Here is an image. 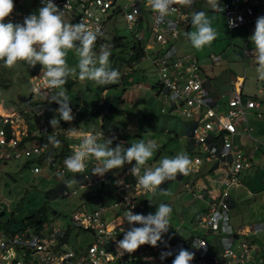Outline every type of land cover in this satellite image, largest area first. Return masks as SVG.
<instances>
[{
  "label": "built area",
  "instance_id": "built-area-1",
  "mask_svg": "<svg viewBox=\"0 0 264 264\" xmlns=\"http://www.w3.org/2000/svg\"><path fill=\"white\" fill-rule=\"evenodd\" d=\"M53 2L62 9L66 22L83 21L91 30L99 29L101 33L99 37L106 33L109 22L118 19H122L131 30L134 48L129 50V55L135 49H139L140 58L151 59L158 78L154 89L155 96L159 97L162 103L171 104L169 111L176 109L188 119L189 135L192 140V150L188 156L191 161L190 168L199 169L210 162L214 170L219 171L217 180L219 186L204 187L195 193L199 197H207L209 203L207 214L199 217L196 222L202 227L214 230L220 237L222 247L218 252L210 251L206 239L192 235L186 240H178L166 246L159 243L155 247L145 244L140 246L134 255L127 253L120 255L118 241L123 239L124 231L127 229L119 216L114 217L118 221L109 222L105 211L118 206L135 214L142 207L140 197L145 191L137 189L136 178L129 173L133 166L130 165L124 167L114 177L115 198L110 205L102 204L92 210L81 209L73 212L71 219L73 226L90 233L92 236L90 242L70 244V227H61L54 224L53 220L42 219L40 212L39 216L24 220L19 230L10 232L4 228L0 231V264H172L173 256L181 248L195 254L190 264H264V255L253 254L252 242L239 240L238 248L234 247L236 236L232 234L228 222L230 208L228 188L240 185L241 171L252 165L248 156L232 142L231 135L237 132L240 125L244 130L249 129L247 123L244 124L246 111L258 107L260 103L252 97L243 99L238 89L227 97V109L219 110L218 103L208 91L209 79L202 74L196 57L190 53L178 54L172 45L178 36L179 24L188 19V13L184 10L186 6H176V11L161 22L157 13L148 6L147 0H53ZM14 4V11L6 18V23H23L25 17L37 12V4L43 6L44 0H31L26 6L22 0H14ZM221 6L229 28L242 25L250 27L254 23L256 8L264 7V0H223ZM148 21L149 29L148 25L147 29H144L143 23ZM230 21L234 24L230 25ZM144 30L149 32L146 39ZM210 57L213 60L219 58L215 53H211ZM30 82L33 94L52 90L47 78L40 72L34 73ZM5 102L6 99H0V103ZM78 111L77 107L73 108V115ZM161 111H164V108H161ZM31 113L34 114L36 123L31 135L61 134L66 142L65 146L62 147L60 143L53 149L45 143L25 146L21 141L23 135L30 134L28 130L20 129L16 124L18 120L8 115L7 109L0 112L3 123L0 126V158L25 157L32 162L33 172H41L43 166H47L53 168L56 175L69 173L64 160L73 154V150L80 143L79 140L69 138V128L82 138L90 136L98 138L102 134L101 131L92 134L90 131L82 130L76 121L66 125L60 124L53 129L49 121L57 115L49 112L48 103L42 102V97L32 104ZM73 122L76 123L75 127H71ZM7 123L10 126L9 130L5 127ZM105 137L107 139L109 136ZM113 141L127 147L125 139L121 137L114 136ZM85 163V173L75 174L81 187L90 184L91 181H103L110 174L107 172L103 177L93 175L91 171L97 161L88 159ZM216 191L219 194L212 196ZM62 193H69L66 183L62 187ZM76 238L80 239L81 235L76 234ZM167 252H172V255L161 259L162 253Z\"/></svg>",
  "mask_w": 264,
  "mask_h": 264
},
{
  "label": "rangeland",
  "instance_id": "rangeland-1",
  "mask_svg": "<svg viewBox=\"0 0 264 264\" xmlns=\"http://www.w3.org/2000/svg\"><path fill=\"white\" fill-rule=\"evenodd\" d=\"M199 11H204L212 20V26L218 33L217 38L210 45L197 50L185 35L194 30L191 23L188 26L179 24V36L175 42L178 49L176 53L196 54L205 72L210 76H213L214 66L218 71L219 64L229 67L234 73L241 72L244 75L243 93L257 94L262 103L259 110L261 115L246 114L250 130L248 133L242 131L238 134L237 139H234L237 143H234L253 161L258 162L262 158L261 161L264 162V80L258 78L257 64L253 54L244 52V49L254 46L250 40V43H247V40L255 28L250 31L246 26L228 29L224 14L220 9L213 10L209 0L199 2L198 7L193 8V13ZM145 32L146 39L149 32L147 30ZM115 36L122 38L119 46H114L112 43V38ZM101 38L102 43L96 45L94 50L98 53L101 45L109 48L111 52L109 65L118 70V82L98 86L92 81H82L78 77L77 69L76 73L69 77L72 80L70 86L66 84L63 86L71 100V108L79 109L78 113L73 115L72 121L76 120L81 128L90 130L92 134L101 131L102 134L97 138L101 143L106 140V135L111 138L115 136L125 139L127 147L140 140H154L159 148L145 167L158 166L162 158H171L178 153L189 156L187 118L176 109L169 113L171 104L162 103V100L155 96L154 85L158 78L151 59L136 60L130 57L129 50L134 41L131 30L127 28L123 20L118 19L107 24V31ZM229 43H232L230 49L224 51ZM210 52L220 53L221 59L212 61ZM67 63L70 67L76 68L78 56L75 50L69 51ZM41 67L39 64L32 67L24 62H18L9 69L3 66V62L0 63V99L5 100V97H10L12 102L14 98L19 111L26 115L27 121L33 127L35 119L31 112H29L31 116L24 113L29 109V102H37L41 97L42 102H45L54 91L52 89L42 94L32 93L31 77L34 73H41ZM258 88H262L263 91L258 92ZM223 106L220 105L221 110ZM161 108H164V111H161ZM1 110L5 112V108ZM76 123L73 122L71 127H75ZM251 153L255 154L251 155ZM25 160V157L0 159V231L4 228H8L9 231L19 230L24 220L39 216L40 212L42 217L43 211L54 224L70 227V244L79 242L86 244L92 240L90 233L73 226L71 221L73 212L81 209L92 210L102 204L109 205L115 198L114 177L124 167L135 164V161L132 164L125 163L122 168L110 170V174L103 181H91L90 184L81 187L79 180L72 172L56 175L53 168L43 166L41 172L33 173L30 171L31 166L24 163ZM263 176L260 170L252 183L243 182L241 186L228 189L234 201L229 208L228 222L234 232L242 229L246 224L264 222ZM199 177L201 176L198 173L191 170L180 179L165 181L160 186L164 189L163 192L158 189L155 194L145 192L141 196L142 208L136 214H154L158 204L162 202L172 207L170 217L172 226L163 235L162 243L170 244L178 239L198 235L206 239L210 250L219 248L220 237L216 233L205 232L204 228L196 222L198 217L207 213L209 204L206 199L197 197L184 186L185 182L193 185L194 179ZM64 183L69 193H62L61 188ZM127 212L125 209L113 206L105 211V215L108 220H111L116 215L125 218ZM223 232L226 233L225 230ZM76 234H80L81 238H76ZM243 237L253 240L255 248L264 250V228L238 235V238ZM173 257L175 259V256Z\"/></svg>",
  "mask_w": 264,
  "mask_h": 264
},
{
  "label": "clouds",
  "instance_id": "clouds-1",
  "mask_svg": "<svg viewBox=\"0 0 264 264\" xmlns=\"http://www.w3.org/2000/svg\"><path fill=\"white\" fill-rule=\"evenodd\" d=\"M193 3L194 0H147L148 6L157 13L161 22L176 11V6L191 7ZM209 3L213 10L222 9L219 0H209ZM14 8V0H0V61L9 69L18 62L32 67L37 64L42 66L41 73L47 78L51 89H54L49 97L50 103L59 105L55 109L59 119L55 116L49 121L51 127L56 129L61 120L71 122L74 119L71 100L63 86L77 69L80 80L92 81L98 86L117 83L119 72L109 65L111 52L106 45H101L98 53L94 50L95 42L101 35L99 29L93 31L83 21L66 22L62 9L53 0H44L38 12L25 17L23 23H6V18L13 13ZM229 23L234 24L233 21ZM191 25L194 30L185 35L195 49L200 50L217 38L218 33L212 26V20L204 11L191 15ZM249 39L254 45L253 56L257 64L258 78L264 80V16L257 18L255 30ZM72 50L78 56L76 68L67 63V55ZM68 131L70 139L80 141L73 154L64 160L66 169L74 174L85 173V162L88 159L97 161L91 172L101 177L110 170L122 168L125 163L132 164L135 161L129 173L136 178L137 189L155 194L158 189L164 191L160 186L165 181H171L178 174L186 175L191 171L190 158L184 153H178L171 158L164 157L158 166L145 167L159 148L154 140H140L128 147H123L122 143L113 146L111 137L101 143L96 136L82 138L72 128ZM47 140L53 147L60 145L55 135H49ZM171 213L172 207L163 202L158 204L154 214H134L133 211H128L123 223L127 221L132 226L126 231L123 230V239L118 241L120 255L134 253L145 244L157 246L172 226ZM136 224L141 226L137 227ZM168 255H172V252L162 253L161 259ZM194 255L193 252L181 248L172 264H190Z\"/></svg>",
  "mask_w": 264,
  "mask_h": 264
},
{
  "label": "crops",
  "instance_id": "crops-1",
  "mask_svg": "<svg viewBox=\"0 0 264 264\" xmlns=\"http://www.w3.org/2000/svg\"><path fill=\"white\" fill-rule=\"evenodd\" d=\"M31 0H22V2H23V5L24 6H26V3H28V2H30ZM222 1L223 0H219V3L221 4L222 3ZM199 2H203V0H194V3L192 4V6L191 7H185V11L188 13V19L187 20H185L184 22H181L180 24H184L185 26H188L190 23H191V15H192V13H193V8H196V7H198V5H199ZM36 7H37V12H38V9L40 8V7H42V6H40V5H36ZM35 10V9H34ZM221 11H222V9H220ZM222 13H223V11H222ZM224 14V13H223ZM260 16H264V7H258V8H256V12H255V19H254V23L250 26V27H248V26H246L247 28H248V30L250 31L251 29H253V28H255V24H256V20H257V18L258 17H260ZM224 17H225V15H224ZM122 20V19H121ZM225 20H226V18H225ZM147 25H148V29H149V21L147 22V23H143V28L144 29H147ZM226 25H227V28L228 29H230V30H233V29H236V28H238V27H236V28H229L228 27V24H227V21H226ZM242 26H245V25H242ZM240 27V26H239ZM145 31V30H144ZM178 36H179V33H178ZM177 36V37H178ZM176 37V38H177ZM249 40L250 39H248L247 40V43H250L249 42ZM175 42H176V39H174L173 40V42H172V45L174 46V49H175V51L177 52L178 51V49L176 48V45H175ZM230 44H232V43H229V45L224 49V51H226L227 49H230ZM246 44V43H245ZM133 45H134V41L132 42V45H131V47H130V50L132 49V48H134L133 47ZM253 45V44H252ZM237 49H239V45H237ZM244 52H245V54H253V52H254V46H250L249 48H247V49H244ZM184 53H190V54H193L195 57H196V59H197V61H198V66H199V68H200V70H201V72H202V74L204 75V76H206L208 79H209V83H208V91H209V93H210V95L212 96V98L213 99H215L216 100V102L218 103V106H219V110L220 111H224V110H226L227 109V106H226V99H227V97L231 94V93H234L235 91H237L238 89H239V91H240V93L243 95V99H245L246 97H252V98H254L256 101H258L260 104H259V106L258 107H254L253 109H250V110H247L246 111V114L247 113H249V114H256L257 116H260L261 115V113L259 112V110H260V108H261V105H262V103H261V100H260V98L257 96V94L255 93H253V94H251V95H247V94H244L243 93V82H244V75L241 73V72H236V73H234L229 67H227V66H225V65H222V64H219V68H218V71H216V66H214V68H213V76H210L209 74H207L206 72H205V69L203 68V64H201L200 62H199V58H198V56L196 55V54H194V53H191V52H180V53H178V54H184ZM211 53H215V54H217L218 56H219V58L218 59H215V60H213L211 57V60L212 61H217V60H220L221 59V54L220 53H216V52H210V54ZM226 56V55H225ZM139 59H141V58H139ZM158 81V80H157ZM156 84H157V82H156ZM156 84L154 85V89H155V87H156ZM235 88H236V90H235ZM258 90V92H262L263 91V89L262 88H258L257 89ZM12 97V96H11ZM13 98V97H12ZM1 99H3V98H1ZM5 99H6V102L5 103H0V104H2V105H0V112H3L2 110H1V108H5V110L7 109V114L8 115H11L12 117H14V118H16L18 121H17V123L16 124H18V126H19V128L20 129H27L28 130V132L30 133V134H27V135H23V138H22V141L21 142H23V145H25V146H29V145H32V144H34V143H42V141H41V137H42V135L40 136V135H37V134H35V135H31V131L36 127V125L33 127V126H30V124H29V122L27 121V118H26V115L25 114H23V112L21 113V111H19V108H18V106L16 105V103H15V100H14V98L12 99V102H10V97L9 98H6L5 97ZM35 102H29V109L28 110H26L24 113H27L28 115H30L29 114V112H31L32 111V104H34ZM220 105H224L223 106V110H221V108H220ZM16 108V109H15ZM15 109V110H14ZM169 109H170V107H169ZM256 111V112H255ZM168 112L169 113H171L169 110H168ZM53 113H55L57 116H58V114L56 113V111H53ZM32 114V113H31ZM31 116V115H30ZM32 117L34 118V114H32ZM35 119V118H34ZM76 121V120H75ZM187 135H188V146H187V149H188V151H189V153H191V148H192V140H191V137H190V135H189V129H188V119H187ZM247 123V117H246V122H244V124H246ZM14 125H15V123H13ZM36 124V123H35ZM68 124V123H67ZM3 125V123H2V121H1V116H0V126H2ZM78 126H79V124H78ZM5 127L9 130L10 129V126H9V123H7L6 125H5ZM249 127V126H248ZM79 128L80 129H82V130H85V131H90V130H87V129H84V128H81L80 126H79ZM249 130H250V127H249V129L248 130H244L242 127H241V125L238 127V129H237V132L236 133H234V134H232L231 135V140H232V142L234 143L235 141H234V139L236 138L237 139V136H238V134H240L242 131H246L247 133L249 132ZM74 140H76V139H74ZM67 141V140H66ZM62 142V141H61ZM60 142V143H61ZM66 143V142H65ZM114 143V142H113ZM235 143H237V142H235ZM234 143V144H235ZM62 145L64 144V143H61ZM115 145L116 144H118L117 142H115L114 143ZM113 144V146H115ZM237 145V144H236ZM238 147V146H237ZM257 148V147H256ZM61 149H62V147H61ZM63 150V149H62ZM243 152V151H242ZM244 153V152H243ZM245 154V153H244ZM252 154H255V153H251V155ZM247 155V154H246ZM248 156V155H247ZM248 158L251 160V162H252V165L250 166V167H248V168H246V169H244V170H242L241 171V175H240V182H241V184L240 185H237V186H231V187H233V188H236V187H238V186H241V185H243V182L244 183H246V182H251L252 183V181L254 180V177H255V175L257 174V172H259L260 170H262V173L264 174V165H262L264 162L263 161H261L262 160V158H260L259 159V161L258 162H255V161H253V159L250 157V156H248ZM0 159H3L2 157L0 158ZM8 159H10V158H8ZM8 159H4V160H8ZM24 163L27 165V166H31V164H32V162L30 161V160H25L24 161ZM191 170H193L194 172H196V173H198L201 177H199V178H195L194 179V181H193V185H189L187 182H185L184 183V186L187 188V189H189L194 195H196L197 197H199L197 194H195V193H198V192H200L201 191V189L202 188H204V187H206V188H211L212 186H214V185H216V186H219L218 185V182H217V180H218V175H219V171H216V170H214V168H213V165L210 163V162H207V163H205L201 168H199V169H192L191 168ZM30 171L31 172H33L32 171V167H30ZM42 171V170H41ZM121 171V170H120ZM33 173H38V172H33ZM182 176H184V175H182V174H178V177L177 178H181ZM262 177V176H261ZM263 182H264V176H263ZM164 184V183H163ZM162 184V185H163ZM167 184V183H166ZM231 187H229V188H231ZM228 188V189H229ZM62 189V188H61ZM229 192V191H228ZM217 193L219 194V192L218 191H216V192H214V193H212V196H216L217 195ZM230 194V193H229ZM199 198H204V199H206V202L208 203V198L207 197H199ZM140 200H141V197H140ZM234 201H233V199H232V196H231V194H230V199H229V203H230V207H231V205H232V203H233ZM111 204V203H110ZM109 204V205H110ZM209 204V203H208ZM142 208V207H141ZM140 208V209H141ZM208 210H209V208H208ZM208 210H207V212H208ZM139 211V210H138ZM137 211V212H138ZM136 212V213H137ZM135 213V214H136ZM207 214V213H206ZM205 214V215H206ZM45 216H46V214H45ZM116 216H119L120 217V219H123L124 220V217L123 216H120V215H116ZM202 216H204V215H202ZM202 216H200V217H202ZM199 218V217H198ZM197 218V219H198ZM46 219H49L47 216H46ZM108 220V219H107ZM109 222H112V221H118L117 219H115V218H112L111 220H108ZM132 225H129L128 223H127V221H125L124 222V227H126V229L128 230L130 227H131ZM135 226H137V227H139V226H141V225H139V224H136ZM231 226V225H230ZM250 226H255L254 228H250ZM264 228V222H262V223H258V224H252V225H250V224H246L244 227H242V229H240V230H238L237 232H234L233 231V228H232V226H231V231H232V234H234L235 236H236V240H235V242H234V246H235V248H238V246H237V243H238V241L239 240H247L245 237H243V238H238V235L239 234H243V233H246L247 231H255V229H257V228ZM204 228V230H205V232H213V233H216V232H214V230H211V229H207V228H205V227H203ZM11 232V231H10ZM80 235V234H79ZM216 235H217V233H216ZM75 237H76V235H75ZM191 237V236H190ZM71 238V237H70ZM238 238V239H237ZM188 239V238H187ZM205 239V238H204ZM178 240H186V239H178ZM177 240V241H178ZM248 241H250V242H252L253 244H254V242H253V240H248ZM159 243V245H162V246H166V245H168V244H165V243H162V242H158ZM174 243V242H173ZM209 244V243H208ZM218 247L219 248H217V250H210V251H214V252H218L219 250H220V248L222 247V244L220 243L219 245H218ZM209 248H210V245H209ZM252 252H253V254L254 255H256V254H259V255H264V250L263 249H258V248H255V245H254V248H253V250H252Z\"/></svg>",
  "mask_w": 264,
  "mask_h": 264
},
{
  "label": "trees",
  "instance_id": "trees-1",
  "mask_svg": "<svg viewBox=\"0 0 264 264\" xmlns=\"http://www.w3.org/2000/svg\"><path fill=\"white\" fill-rule=\"evenodd\" d=\"M102 38L101 37H98V39L96 40V42H95V46L96 45H99V44H101L102 43ZM112 43H113V45L114 46H119L121 43H122V38H120V37H113L112 38ZM140 56H141V52H140V50L139 49H135L134 50V52L132 53V54H130V57L131 58H135L136 60H138L139 58H140ZM2 61H0V63H1ZM71 82H72V80L71 79H69L68 78V80H67V82H66V85L67 86H70V84H71ZM45 102H47L48 103V110H49V112H53V111H55V109H57L58 107H59V105L57 104V103H55V102H51L50 103V100H49V97L45 100ZM58 119H59V116H58ZM67 123H69V122H65V121H63V120H61L60 121V124H63V125H66ZM49 135H42V137H41V141H42V143H45V144H47L51 149H53V148H55V147H53L49 142H48V140H47V137H48ZM61 143H64L63 145H62V147L63 146H65V137L64 136H62L61 134H59V135H56L55 136ZM115 143V142H114ZM113 143V144H114ZM115 145V144H114ZM30 219V218H29ZM42 219H46V216H45V214H44V212H43V215H42ZM6 229H8V228H6Z\"/></svg>",
  "mask_w": 264,
  "mask_h": 264
},
{
  "label": "water",
  "instance_id": "water-1",
  "mask_svg": "<svg viewBox=\"0 0 264 264\" xmlns=\"http://www.w3.org/2000/svg\"><path fill=\"white\" fill-rule=\"evenodd\" d=\"M255 226H250V228L252 229V228H254Z\"/></svg>",
  "mask_w": 264,
  "mask_h": 264
}]
</instances>
